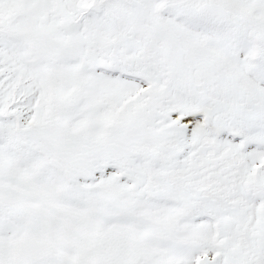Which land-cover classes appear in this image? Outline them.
<instances>
[{"label":"snow or ice","instance_id":"1","mask_svg":"<svg viewBox=\"0 0 264 264\" xmlns=\"http://www.w3.org/2000/svg\"><path fill=\"white\" fill-rule=\"evenodd\" d=\"M0 264H264V0H0Z\"/></svg>","mask_w":264,"mask_h":264}]
</instances>
